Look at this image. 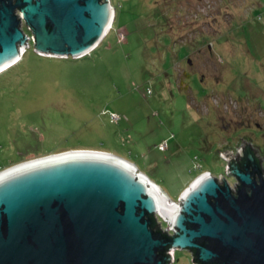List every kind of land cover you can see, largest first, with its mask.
<instances>
[{
    "label": "rangeland",
    "instance_id": "obj_1",
    "mask_svg": "<svg viewBox=\"0 0 264 264\" xmlns=\"http://www.w3.org/2000/svg\"><path fill=\"white\" fill-rule=\"evenodd\" d=\"M110 3L112 28L89 55L41 56L28 31L30 48L0 74V172L105 151L178 202L206 172L234 189L221 152L237 156L242 139L264 168V0ZM171 253L194 264L188 250Z\"/></svg>",
    "mask_w": 264,
    "mask_h": 264
},
{
    "label": "water",
    "instance_id": "obj_2",
    "mask_svg": "<svg viewBox=\"0 0 264 264\" xmlns=\"http://www.w3.org/2000/svg\"><path fill=\"white\" fill-rule=\"evenodd\" d=\"M113 22L110 0H0V74L26 49L23 23L39 55L81 58ZM78 151L0 172V264H166L169 245L203 264H264V168L250 150V165L231 172L234 189L206 172L172 204L124 159ZM150 214L176 236L154 233Z\"/></svg>",
    "mask_w": 264,
    "mask_h": 264
},
{
    "label": "trees",
    "instance_id": "obj_3",
    "mask_svg": "<svg viewBox=\"0 0 264 264\" xmlns=\"http://www.w3.org/2000/svg\"><path fill=\"white\" fill-rule=\"evenodd\" d=\"M247 150L251 151L252 155L254 156L255 163L261 168V170L263 169V161H262L263 159L261 158V156L258 154L256 150H254L250 146H247L244 150V155L238 154L237 156L233 157L232 160L227 162L230 172H234L235 170H238V169L244 170L247 165H250V161L247 155ZM149 219L151 220L150 228L154 231V233H161L168 240H172L176 236V234L171 235L170 233L164 232L162 230V226L160 225V222H159L160 220L157 218L155 214H150ZM171 249H172V246L169 245L165 248V250L162 253L163 256L166 257L167 259L166 264H171L172 262L173 257L170 253ZM188 251L192 254L194 264H203L198 261L196 257V252L194 250H188Z\"/></svg>",
    "mask_w": 264,
    "mask_h": 264
},
{
    "label": "crops",
    "instance_id": "obj_4",
    "mask_svg": "<svg viewBox=\"0 0 264 264\" xmlns=\"http://www.w3.org/2000/svg\"><path fill=\"white\" fill-rule=\"evenodd\" d=\"M114 9V8H113ZM114 13H115V10H114ZM82 151V150H81ZM88 151H94V152H104V153H106V154H111V155H114V154H112V153H109V152H105V151H96V150H88ZM116 156V155H115ZM125 160V159H124ZM126 162H128V163H130V164H132L136 169H137V167H136V165L134 164V163H131V162H129V161H127V160H125ZM137 171H138V169H137ZM140 174H142V175H144V176H146L144 173H142L141 171H138ZM147 177V176H146ZM150 180V179H149ZM150 182H152L151 180H150ZM153 183V182H152ZM154 184V183H153ZM156 185V184H155ZM157 186V185H156ZM159 189H160V187L159 186H157ZM164 193V195H166L167 196V198L170 200V201H172V202H175V201H173V200H171L169 197H168V195L165 193V192H163Z\"/></svg>",
    "mask_w": 264,
    "mask_h": 264
},
{
    "label": "bare ground",
    "instance_id": "obj_5",
    "mask_svg": "<svg viewBox=\"0 0 264 264\" xmlns=\"http://www.w3.org/2000/svg\"><path fill=\"white\" fill-rule=\"evenodd\" d=\"M20 48V47H19ZM80 152L82 151H78V152H75L74 154H81ZM70 154H73V153H70ZM83 154H101V155H106V156H111L110 154H106V153H102V152H94V151H86V152H83ZM112 157V156H111ZM130 165V164H129ZM133 168V166H132ZM141 175V174H140ZM143 176V175H142ZM150 182V181H149ZM151 184H153L152 182H150ZM155 186V185H154ZM158 188V187H157ZM159 189V188H158ZM160 190V189H159ZM169 204H172L173 202L171 201H168ZM172 226V224H171Z\"/></svg>",
    "mask_w": 264,
    "mask_h": 264
},
{
    "label": "flooded vegetation",
    "instance_id": "obj_6",
    "mask_svg": "<svg viewBox=\"0 0 264 264\" xmlns=\"http://www.w3.org/2000/svg\"><path fill=\"white\" fill-rule=\"evenodd\" d=\"M102 1V3H104V1L105 0H101ZM14 3H15V1H14ZM16 12L19 14V12H20V10H16ZM22 28H23V26H22ZM23 30H24V34H27L28 35V31H31L30 29L28 30V28H27V30L25 29V28H23ZM32 32V31H31ZM28 38H29V42H30V40H31V38L29 37V35H28ZM29 42L27 43L28 45H29ZM33 42H35V41H33ZM30 46V45H29ZM20 47V46H19ZM20 49V48H19ZM43 56V55H42ZM47 57H49V56H47ZM53 58H56V57H53ZM242 153H244V152H240V154L242 155ZM233 158H231V160H232ZM230 161V160H229ZM229 168V167H228ZM139 171V170H138ZM230 174H231V172H230ZM160 220V219H159ZM161 223V222H160Z\"/></svg>",
    "mask_w": 264,
    "mask_h": 264
},
{
    "label": "built area",
    "instance_id": "obj_7",
    "mask_svg": "<svg viewBox=\"0 0 264 264\" xmlns=\"http://www.w3.org/2000/svg\"><path fill=\"white\" fill-rule=\"evenodd\" d=\"M33 34V33H32ZM33 40H34V35H33ZM29 42V41H28ZM26 48H30V46L28 45V47H26ZM23 51H26V49H24ZM23 51H21V56L23 55ZM149 93H150V91H149ZM160 149L161 150H166V144H162L161 146H160Z\"/></svg>",
    "mask_w": 264,
    "mask_h": 264
},
{
    "label": "clouds",
    "instance_id": "obj_8",
    "mask_svg": "<svg viewBox=\"0 0 264 264\" xmlns=\"http://www.w3.org/2000/svg\"><path fill=\"white\" fill-rule=\"evenodd\" d=\"M21 57H22V56H21ZM17 62H19V61H17ZM17 62H16V63H17ZM159 222H160V221H159ZM161 224H162V223H161Z\"/></svg>",
    "mask_w": 264,
    "mask_h": 264
}]
</instances>
